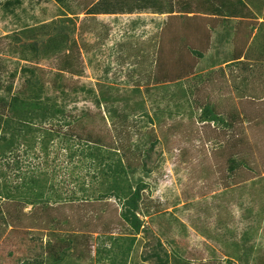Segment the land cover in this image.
Returning a JSON list of instances; mask_svg holds the SVG:
<instances>
[{
	"label": "rangeland",
	"instance_id": "rangeland-1",
	"mask_svg": "<svg viewBox=\"0 0 264 264\" xmlns=\"http://www.w3.org/2000/svg\"><path fill=\"white\" fill-rule=\"evenodd\" d=\"M97 1L0 0V98L21 91L27 97L33 92L50 107L48 113L62 111L42 124L33 121L28 127L32 131L24 129L15 140L14 152L2 161L7 182L0 178V191L4 183L16 188L22 181L20 174L33 173L35 177L46 174L47 185L65 199L82 197V187L87 197L102 193L103 180L92 182L85 157L69 158L81 144L66 134L67 141L63 133L68 130L64 122L79 121L86 113L79 132L94 128L109 140L108 130L118 123L119 128H126L132 149L144 150L157 141L146 162L147 173H129L131 183L140 180L146 190L140 204L145 232L137 236L128 264H151L142 259L152 250L166 253L169 264H264V52L260 50L264 27L253 22L259 28L254 26L246 40L240 33L236 42L235 25L220 24L213 52H203L202 60L192 61L188 48L204 50L196 46L191 31H179L180 22L173 24L174 30L170 26L162 33V17H153L149 11L130 16L86 15L87 6ZM161 2L167 5L166 0ZM5 3L11 4L6 8ZM250 3L260 17L264 0ZM59 27L62 35L55 34ZM228 33L231 43L225 44ZM160 47L167 59L161 61L163 69L155 65ZM77 50L82 60L78 74L59 71V58ZM238 50L248 51H243L244 56L252 53L255 59L244 58L241 66L230 68L226 63ZM185 65L195 67L189 78L167 82L183 73ZM247 76L244 92L240 83ZM27 80L37 81V87H24ZM246 93L253 98H244ZM102 96L113 100H101ZM31 97L20 99L35 101ZM205 105L224 120L234 117L231 127L200 123ZM60 124L65 143L55 136L48 141V134ZM236 152L238 166L232 172L227 170L228 161ZM14 161L20 168H12ZM22 206L0 200V264L45 259L49 240L52 243L66 234L48 233L44 218L37 219L31 215L34 208ZM52 207L58 211L54 210L55 217L70 223L71 227L64 228L79 234L74 244L78 247L67 264H106L95 260L96 248L109 246L101 235L128 233L116 219L114 200L90 203L84 212L77 206ZM7 210L15 213L13 220ZM80 217L85 218L83 225ZM13 227L32 230L12 233ZM7 252L13 257L8 258Z\"/></svg>",
	"mask_w": 264,
	"mask_h": 264
},
{
	"label": "trees",
	"instance_id": "trees-1",
	"mask_svg": "<svg viewBox=\"0 0 264 264\" xmlns=\"http://www.w3.org/2000/svg\"><path fill=\"white\" fill-rule=\"evenodd\" d=\"M56 1L62 2V0ZM178 1V8H180L181 11L185 14L198 13L209 16L213 15L223 24L229 22L227 19L231 20L234 18L240 20L246 18L248 21L253 20L252 22H255L256 20L254 14L246 7L242 0H197V2H195L193 5V2H191V0ZM10 4L11 3H5L4 7L7 8L10 6ZM148 9L156 11L158 13H161L165 10H168L171 13L173 10L172 6L163 5L161 0H98L97 2L89 4L87 6L85 14L93 17L97 15H131L133 13L142 12ZM262 17L264 20V10L262 13ZM256 25H252L251 31L254 30V26ZM60 28L61 27H59L58 32L55 33L56 35H62L64 33V31H61ZM240 28L241 27L238 26L236 30V36L234 37V40L236 42L240 40L238 33ZM228 36L229 33L226 34V37ZM58 37H62L63 40L66 39V36ZM226 41L228 42V40ZM259 47L260 46H256V48ZM260 50L261 52H264V46L260 47ZM156 51V68L160 67L163 69L161 61H167L164 55L165 51L162 47H160V49H157ZM243 51L244 50H238V52L234 53L231 57V61H228L226 64H228V66L230 65V68H233L234 66L242 65L243 61H240L241 59L244 60V58H253L254 61L255 58L251 56L253 55L252 53L251 55L244 56V52L246 53L248 51ZM203 52L205 51H189V55L194 56L191 57L192 61L198 59L202 60L204 58ZM252 52L257 51L254 50ZM259 55H262V53H259ZM59 59V71L68 73L71 76L78 74V71L82 64L81 55L80 53H78V50L74 55L73 52H68ZM257 60L258 59H256V61ZM183 67L185 69L183 73L180 72V74H178L171 80L167 79V82L189 78L195 67L193 65H185ZM262 67L264 69V62ZM246 68L248 67L246 66ZM33 75L34 72L31 71V78L33 77ZM156 75L158 74H155L154 78ZM248 79L249 77L247 76L242 79V82L240 83V89L244 92H247L246 87L248 85L246 82L249 81ZM155 80L157 81L158 78H155ZM28 81L29 80H27V84L24 87H37V81ZM10 93L11 91L8 92V94ZM261 94H264V92H262ZM30 95L32 96V99H35V101H22L20 99L21 96L23 98H29ZM30 95L24 97L25 93L21 91L18 92V94L15 96H11L10 94L7 97L0 98V178L5 183L7 182V176L1 171V167L2 165H4L2 164V161L4 160V158H6L7 154L14 152L13 149L15 148V140L21 137L23 130L28 129L32 131L28 127L33 121L42 124L44 120L46 121L49 118L53 119L59 114H62V111H59L58 109H53L51 113H48L47 110H49L50 107H47L45 102H40L36 94H33V92ZM243 97L251 99L253 98L249 93H246V95H243ZM101 100L112 101L113 99L107 96H102ZM100 102L101 101L97 100L98 106ZM112 115L113 114H110V116ZM87 117L88 114L85 113L80 117L79 121L73 120L72 123L64 122L63 125L64 127L68 128V130L64 131L63 133L65 135V138H67V141L69 139V137L67 136H70L81 144L79 149L75 150L72 154L69 155V158L72 160L77 155H80L83 158L85 157L84 160H86V163L88 164L85 165V170H89V172H87V175L90 173V171L92 172V182H97L98 179L103 180L105 190L102 193L100 192L97 197H87V191L82 187L80 189V191L84 193L82 197L75 199L71 197L65 199L62 196L58 195L56 190L53 189L52 185H47V180H50L49 176V179H47L46 174H35V177L33 173L29 175L28 173L20 174L19 176H21L22 181L14 189L8 188L5 183L4 186H1L2 189L0 191V200L5 201L8 204L11 203L14 206L23 205V209L26 207L34 208L35 211L31 215H35L37 219L44 218L43 224L44 227H49L48 229H46L48 230V233L53 235H59L61 234V232H64V234L66 233L64 237H57V239L55 238L52 243H49L51 242L49 240L48 245L45 249V259H41L38 257L31 260H24L23 262H20V264H48V261H51L52 264H67V260L70 257L71 253H73L75 249H77L78 246L74 245L77 238L75 236H79V234L73 235V233L69 232L68 228H64L65 226L71 227L66 218L60 217L59 215L55 217L53 215L54 210L57 211L55 207H52L55 205L63 204V206H68V208L77 206L76 208L79 211L84 212L86 210H89L90 203H103L110 200L115 201V203L117 204L116 219L120 226L122 225L127 228L128 233H126V236L120 237L106 236L105 233L101 235L106 238V240L108 241V243L106 244H109V246L107 248V245L104 244L103 246L100 245V247L96 248L95 260L98 263L106 261V264H128L129 256L131 255L132 249L137 242V236L145 232L144 220L140 218H143L140 204H143L142 194L146 190V185L140 180L137 183H131L129 179V173L133 170H140L145 174L147 173L146 162L149 161V157L152 154L157 141H152L149 144V147L145 148L144 150H141L139 148L132 149L130 145L127 144L129 134L126 132V128H119L118 123H112V129L108 130L107 136L109 137V140H106L103 134L97 132L94 128H83L81 132H79L78 128H80L81 123ZM62 119L60 121H62ZM233 119L234 117L226 118V120H224V117L214 111L210 105L201 107V114L199 115L200 123H211L213 125L224 127L226 129L231 127V122L233 121ZM62 127V124H60L56 129L57 131L49 133V138L47 140L52 141L51 139H53V136H55L58 137L60 143L64 144L66 139L64 140V138L61 137ZM230 141L232 142L233 140L231 139ZM235 147L237 148V151L239 153V147L234 146V148ZM31 148H33V146H31ZM238 153L236 152L235 154L232 153L230 155L227 170L233 172V170H235V167L238 166V164L236 163L238 161L235 160ZM12 165V168H20L19 162L14 161ZM242 166L245 165L243 164ZM75 168L77 169L78 167ZM19 210L21 212V208ZM7 213L9 219L13 220L15 213L8 210ZM144 218H146V215H144ZM79 222L80 225H83V223L85 222V218L80 217ZM29 230L32 229H30L29 227L27 229H18L17 227H13L11 232L27 233ZM49 230L52 232H49ZM82 243H84L82 244V246L85 247L86 243ZM158 247H161L159 243ZM61 248L64 249L61 250ZM145 254L146 255L142 259V261L145 263L169 264L167 254L163 253L162 251L158 252V250H152L151 253ZM7 257L12 258V252H7Z\"/></svg>",
	"mask_w": 264,
	"mask_h": 264
},
{
	"label": "crops",
	"instance_id": "crops-1",
	"mask_svg": "<svg viewBox=\"0 0 264 264\" xmlns=\"http://www.w3.org/2000/svg\"><path fill=\"white\" fill-rule=\"evenodd\" d=\"M184 1H188V0H184ZM244 2V4L246 5V7L254 14L252 7H251V0H242ZM167 2V6H172V12L170 13V11H162L161 13H158L156 11H152L150 9L145 10L146 12L149 11V14L153 17H157V18H161L160 22L163 21V31H166L170 26L173 27V24L178 21L180 22V30L179 31H183L186 32V30L188 31V33H191L194 35V39L197 41H195V43H197V47H199L200 49H203L205 52L207 51H211L213 52L214 50V45L215 42L217 41L216 38V33L218 32V28L220 27L219 25L223 23L219 22L217 23V19L215 16L211 15H205V14H198V13H190V14H185L184 12L181 11L180 8H178L177 4H178V0H166ZM192 5L197 2V0H191ZM183 5V4H182ZM145 11L142 12H136L135 14L139 15L140 13H144ZM180 11V12H179ZM128 15V14H126ZM130 16V15H128ZM255 17V23L258 24V26L260 25L261 27H264V20L262 17V13L261 16L258 17L256 14H254ZM226 19V18H225ZM229 22L228 23H224V25L229 26L230 22L231 24L235 25V32L238 28V26H242L239 34L241 33L242 38L244 40L245 37L250 36V31L252 29V21H248L246 18H244L243 20L240 19H227ZM261 21V22H260ZM171 27V28H172ZM250 29V31H246L247 29ZM259 27H255V29H257ZM172 30H174V27L172 28ZM242 32H246L244 34H242ZM231 34H229L228 37L225 36V44H229L231 43ZM228 40V42L226 41ZM182 43L184 41H181ZM201 46V47H200ZM195 51V49H190L188 48V51ZM197 52H200L202 50H196ZM205 57V56H204ZM242 60V59H241Z\"/></svg>",
	"mask_w": 264,
	"mask_h": 264
}]
</instances>
